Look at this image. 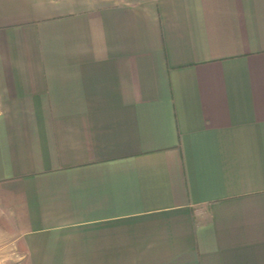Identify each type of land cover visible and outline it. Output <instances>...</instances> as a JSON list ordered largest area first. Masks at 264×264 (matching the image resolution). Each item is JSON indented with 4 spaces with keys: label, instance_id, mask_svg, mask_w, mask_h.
Instances as JSON below:
<instances>
[{
    "label": "crops",
    "instance_id": "0c3cea01",
    "mask_svg": "<svg viewBox=\"0 0 264 264\" xmlns=\"http://www.w3.org/2000/svg\"><path fill=\"white\" fill-rule=\"evenodd\" d=\"M0 264H264V0H0Z\"/></svg>",
    "mask_w": 264,
    "mask_h": 264
}]
</instances>
